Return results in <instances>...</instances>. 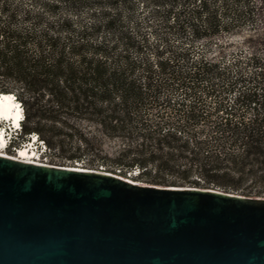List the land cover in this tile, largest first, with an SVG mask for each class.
Returning <instances> with one entry per match:
<instances>
[{
	"label": "trees",
	"instance_id": "obj_1",
	"mask_svg": "<svg viewBox=\"0 0 264 264\" xmlns=\"http://www.w3.org/2000/svg\"><path fill=\"white\" fill-rule=\"evenodd\" d=\"M140 2L151 7L149 25H159L150 27L155 43L133 21ZM216 2L224 15L210 7ZM27 3L0 0V94L23 106L22 140L35 133L66 161L121 178L152 173L151 186L264 198V0H234L245 11L228 19V0ZM246 26L251 53L233 65L193 59L166 38L188 31L209 43ZM105 141L114 153L101 154Z\"/></svg>",
	"mask_w": 264,
	"mask_h": 264
},
{
	"label": "water",
	"instance_id": "obj_2",
	"mask_svg": "<svg viewBox=\"0 0 264 264\" xmlns=\"http://www.w3.org/2000/svg\"><path fill=\"white\" fill-rule=\"evenodd\" d=\"M0 264H264V198L0 157Z\"/></svg>",
	"mask_w": 264,
	"mask_h": 264
},
{
	"label": "rangeland",
	"instance_id": "obj_3",
	"mask_svg": "<svg viewBox=\"0 0 264 264\" xmlns=\"http://www.w3.org/2000/svg\"><path fill=\"white\" fill-rule=\"evenodd\" d=\"M25 6H28L29 4L27 3L28 0H22ZM228 10H226V16L228 19V17H232V13L233 12H241L243 13L244 10V6L242 3H238V4H234V0H228ZM210 7L212 9H214L215 11H217V13L220 15H224L223 10L224 8L222 7V5L218 2L216 3H211ZM192 8V6H191ZM151 11V7H149L148 5H141L140 3H136L134 11L132 12V17H133V21L137 24H139L142 28V30L144 31V33H146L148 36H150L149 41L151 43H155L157 38L153 37V35L151 36V31H150V27L152 26H156L157 28L159 27V25L157 24L156 21H153L152 25H149L150 22L149 21V17H148V13ZM82 19H87V15L85 13H83L82 15ZM262 17L257 14L256 15V19H255V25H254V30L255 31H262ZM250 26H246L244 27L241 32H239V34H235V35H229V36H222L218 39H214L212 41H210L209 43H205V42H193V40L191 39V36L189 35L188 31L186 32V34L182 37L177 36L176 34L173 33H168L166 35L167 38V43L173 48V49H180V48H184L187 47L190 49L191 52V56L193 57V59L199 58V56L202 55H206L209 59H213L215 61L220 62L223 65H233L234 61L237 60H242V62L244 61V59H246L247 57L250 56V50L247 48L246 44H243L242 40L244 38H247L249 34H251L250 31L251 28H249ZM160 34H165V30L164 29H158ZM149 54V53H148ZM234 68V67H232ZM168 97L172 98V99H178L180 98V94L178 93H167L166 94ZM165 96L162 95V98ZM25 116V115H24ZM114 143L112 142H107L105 141L101 147V154H112L114 153ZM10 153V155H12V152H8ZM50 159L51 162L53 164H55L56 166H68V167H73L74 166V162H70V161H66L63 157H61L60 155H58V153L56 151L51 150V155H50ZM93 159V158H91ZM86 162V161H85ZM87 163H84L85 168H89L87 165H85ZM153 176L152 173H150V176H146L143 178H135L134 176H132L131 181L135 182V183H141V184H145L148 185L149 181L151 179V177ZM193 177V176H192ZM168 179V178H167ZM194 181H197L196 178H192ZM169 180V179H168ZM151 186V185H149ZM180 186H184L187 188H193L194 185L192 184H184V185H180ZM162 187V186H161ZM253 193H251L252 195ZM255 198V197H252Z\"/></svg>",
	"mask_w": 264,
	"mask_h": 264
},
{
	"label": "built area",
	"instance_id": "obj_4",
	"mask_svg": "<svg viewBox=\"0 0 264 264\" xmlns=\"http://www.w3.org/2000/svg\"><path fill=\"white\" fill-rule=\"evenodd\" d=\"M15 104H16V109L18 111L22 110V113H24V109L21 103L15 102ZM15 128H16L15 126L12 129L0 123V132L4 139V145L6 144L7 146L5 149L0 148V152H2L3 155L8 156V157H14L15 155L18 156V149L25 148L26 150L29 151V155L31 156L30 161L33 162L35 165L61 167V166H56L55 164L51 162V159H50L51 149H49L46 146V144L38 137L37 134L32 133V134L26 135L24 137V140H22L21 131H17L15 130ZM8 152H12V155H10V153ZM74 166L76 167L75 168L76 170L80 169V171H96V172L106 173L105 168L102 166H99L97 167V169H94V170L90 168H85L84 163L82 161L74 162ZM74 166L70 168H74ZM65 167H68V166H65ZM140 172L141 171L139 169L135 168L131 172L126 173V178H123V179L127 181H131L132 176L138 177ZM116 173L118 174L119 171L116 170ZM137 184L145 185L141 183H137ZM215 190L221 191L219 189H215ZM234 195H237V194H234Z\"/></svg>",
	"mask_w": 264,
	"mask_h": 264
},
{
	"label": "bare ground",
	"instance_id": "obj_5",
	"mask_svg": "<svg viewBox=\"0 0 264 264\" xmlns=\"http://www.w3.org/2000/svg\"><path fill=\"white\" fill-rule=\"evenodd\" d=\"M0 95L2 96L0 98V118H4L6 120L10 118L13 120V123L15 125L20 118V113L15 108V104L12 101L13 99H15V97L13 95H7V94H0ZM15 102H17L16 99H15ZM4 147H5L4 139L0 132V148H4ZM0 157H5V158L25 162V163L34 164L33 162L30 161L31 156L29 155V151L26 150L25 148L18 149V156L15 155L14 157H8V156L3 155L2 152H0ZM75 168L76 167L74 166V169ZM77 170L80 171V169H77ZM129 182H132V181H129Z\"/></svg>",
	"mask_w": 264,
	"mask_h": 264
},
{
	"label": "clouds",
	"instance_id": "obj_6",
	"mask_svg": "<svg viewBox=\"0 0 264 264\" xmlns=\"http://www.w3.org/2000/svg\"><path fill=\"white\" fill-rule=\"evenodd\" d=\"M13 101V100H12ZM15 104V103H14ZM16 105V104H15ZM19 113H20V119L19 120H23V118L25 117L24 116V113H22V110H19ZM23 123V122H22Z\"/></svg>",
	"mask_w": 264,
	"mask_h": 264
}]
</instances>
